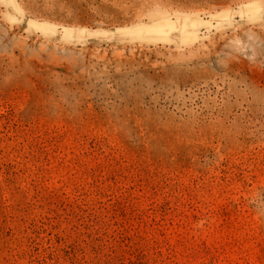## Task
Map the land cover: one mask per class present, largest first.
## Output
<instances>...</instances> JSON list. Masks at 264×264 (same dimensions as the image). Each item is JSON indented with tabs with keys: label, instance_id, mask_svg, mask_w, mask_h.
<instances>
[{
	"label": "rangeland",
	"instance_id": "rangeland-1",
	"mask_svg": "<svg viewBox=\"0 0 264 264\" xmlns=\"http://www.w3.org/2000/svg\"><path fill=\"white\" fill-rule=\"evenodd\" d=\"M0 264H264V0H0Z\"/></svg>",
	"mask_w": 264,
	"mask_h": 264
},
{
	"label": "trees",
	"instance_id": "trees-1",
	"mask_svg": "<svg viewBox=\"0 0 264 264\" xmlns=\"http://www.w3.org/2000/svg\"><path fill=\"white\" fill-rule=\"evenodd\" d=\"M93 77H85L81 81H74L72 79L63 82L61 85L64 87H74L77 84H88L93 82ZM95 81V80H94ZM61 85L57 86L60 87ZM41 89L49 92V90L54 89V86L50 84L41 85ZM97 94V93H96ZM95 101L98 103L100 98L96 97ZM87 102L80 98V96L75 97H64L57 93L45 94L42 98L37 99L35 105H31L30 112L33 115L41 116L46 115L48 118L54 120L62 117L65 120L76 125L77 128L83 126L89 120H94L95 122H103L105 125L114 127L119 126L122 129H136V131H141L143 129H153L159 127H165L167 118L165 115L160 113H145L142 111H129V112H119V113H108L104 110H97L93 114H88L85 112Z\"/></svg>",
	"mask_w": 264,
	"mask_h": 264
},
{
	"label": "bare ground",
	"instance_id": "bare-ground-1",
	"mask_svg": "<svg viewBox=\"0 0 264 264\" xmlns=\"http://www.w3.org/2000/svg\"><path fill=\"white\" fill-rule=\"evenodd\" d=\"M120 31L123 32V33H125V34L130 33L129 30H120ZM128 31H129V32H128Z\"/></svg>",
	"mask_w": 264,
	"mask_h": 264
}]
</instances>
